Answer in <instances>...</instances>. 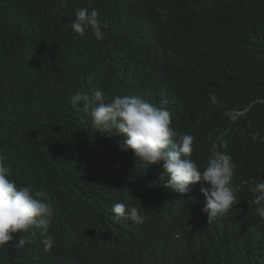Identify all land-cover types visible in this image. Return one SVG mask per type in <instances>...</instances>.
I'll return each instance as SVG.
<instances>
[{
    "label": "trees",
    "instance_id": "obj_1",
    "mask_svg": "<svg viewBox=\"0 0 264 264\" xmlns=\"http://www.w3.org/2000/svg\"><path fill=\"white\" fill-rule=\"evenodd\" d=\"M84 7L107 24L103 41L91 29L83 37L71 30ZM95 87L108 101H166L171 127L195 138L191 159L201 169L216 151L232 157V187L243 199L237 213L257 216L249 189L264 180V0H0V155L18 186L50 195L52 236L62 245L45 252L34 227L25 234L30 245L0 247V264H92L88 253L73 261L70 249L105 240L104 221L126 200L143 214L138 232L156 246L171 240L165 226L194 233V243L173 249L185 264H260L253 239L244 251L236 234L216 241L217 263L213 238L233 221L206 229L196 207L157 196L162 161L143 164L120 149L121 137L94 132L70 97ZM231 111L243 112L232 121ZM181 229L173 233L185 241Z\"/></svg>",
    "mask_w": 264,
    "mask_h": 264
},
{
    "label": "clouds",
    "instance_id": "obj_2",
    "mask_svg": "<svg viewBox=\"0 0 264 264\" xmlns=\"http://www.w3.org/2000/svg\"><path fill=\"white\" fill-rule=\"evenodd\" d=\"M98 17L95 9L90 12L87 7L76 9L71 30L83 37L91 29L96 40L103 41L106 33L102 28L107 24L101 25ZM210 99L215 102L214 95ZM70 104L77 113H84L91 120L94 132L121 137L122 151H131L135 158L148 166L163 162L164 170L155 171V188L161 200H170L176 207H196L195 219L211 231L223 222L233 221L226 232L213 238L211 256L217 263L221 251L216 241L236 234L244 251L249 239H253L251 257H262L260 264H264V180L255 182L249 189L253 195L249 203L255 205L257 216L246 218L237 213L243 199L232 187L236 168L232 157L216 151L201 169L191 159L195 138L189 133L180 134L171 127V113L166 101L157 106L136 96L119 95L108 101L103 90L95 87L89 93L76 91L70 97ZM242 112L231 111L227 115L233 121ZM144 186L149 187L147 183ZM141 194V190L136 191L134 196ZM126 203L112 206L111 220L104 221L105 240L70 249L73 261L76 253H88L92 264H101L100 258L119 259L122 264H185L173 249L176 245L194 243V233L173 225L165 226L162 230L171 231V240L168 244L156 246L137 230V226L143 223V214L137 206L129 204V200ZM54 215L50 195L43 189L35 190L30 183L18 186L11 178L6 157L0 155V247L14 240L16 248L30 245L33 243L31 236L25 234L34 227H38L45 252L62 246L59 242L55 245L52 236ZM179 229L185 235V241L174 235L173 232ZM13 234H19L18 239Z\"/></svg>",
    "mask_w": 264,
    "mask_h": 264
}]
</instances>
